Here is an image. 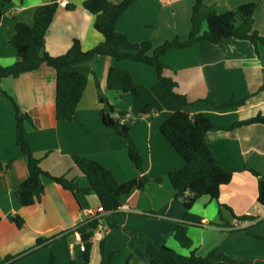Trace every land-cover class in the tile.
<instances>
[{"label": "crops", "instance_id": "obj_1", "mask_svg": "<svg viewBox=\"0 0 264 264\" xmlns=\"http://www.w3.org/2000/svg\"><path fill=\"white\" fill-rule=\"evenodd\" d=\"M61 1L66 6H60ZM83 1L11 0L1 4L0 65H11L16 59L9 43L15 24L31 25L34 10L44 4L58 5L45 35V50L50 56L64 54L73 40L80 42L83 51L102 42ZM195 1L137 0L118 19L116 31L132 43L148 41L153 47L174 39L183 41L190 32ZM248 2L258 3L253 28L264 35V0H204L218 13ZM69 5L73 9H67ZM162 61L171 68L165 75L176 82L177 92L191 106L182 108L168 96L153 67L108 56H97L92 61V75L70 122L56 119V73L52 68L42 65L17 78L2 80L0 162L11 164L0 172V264H48L51 258L53 264H83L80 235L75 228L101 206L96 195L68 191L48 178L43 179L44 192L39 200L30 206L21 204L17 190L29 177L28 159L16 146L14 108L5 93L30 116L32 124H25L26 139L41 168L51 176H64L75 180L80 188L88 187L86 177L72 161V156H84L105 167L118 183L142 175L149 179L142 191L134 190L121 199L117 212L99 214L102 234L100 240L93 241L89 264H100L101 240L106 254L116 253L113 264L150 261L140 236L157 248L167 246L183 255L190 253L173 238L175 224L185 212L181 200L188 192L177 195L167 177L182 168L184 162L160 132V126L179 110L202 113L211 122L214 129L207 133V142L220 167L242 169L221 189L219 201L202 196L191 207L190 212L202 223V227L188 229L191 249L201 257L216 251L232 258L233 264H264V207L257 201V178L243 169H254L264 176V125L234 126L264 116V45L256 51L249 41L234 38L216 45L201 42L185 49H170ZM112 67L127 71L143 87V93L133 97L108 90L107 74ZM99 92L115 114L123 112L135 119L130 121L129 135L143 159V173L130 161L124 140L103 125ZM204 99L215 105L243 103L218 111L200 102ZM146 105L151 106L152 113L139 117ZM159 178L162 182H155ZM145 212L160 216H146ZM14 215L23 219L22 228L15 226Z\"/></svg>", "mask_w": 264, "mask_h": 264}, {"label": "trees", "instance_id": "obj_2", "mask_svg": "<svg viewBox=\"0 0 264 264\" xmlns=\"http://www.w3.org/2000/svg\"><path fill=\"white\" fill-rule=\"evenodd\" d=\"M135 1L137 0H123L120 3H113L110 0H84L83 7L93 16L94 29L101 34L103 40L88 51H83L80 42L73 40L69 49L56 57L50 56L46 52L45 35L58 5L49 3L38 6L33 12L31 25L18 22L14 26L9 43L15 50L16 59L11 65H0V84L5 78H17L24 73L37 70L42 65L52 68L56 73V119L60 122H70L89 76L92 75L90 67L92 61L97 56H108L115 60L127 59L153 67L159 83L168 96L182 108H186L192 104L187 101L184 95L177 92L176 82L165 75V71L171 69L162 61L168 50L185 49L201 42L216 45L229 38L249 41L256 51L259 45H264V35H260L253 28V16L258 7L257 3H244L235 9L218 13L213 7L206 6L204 0H196L192 7L191 28L185 40L166 41L158 47H153L148 41L132 43L125 35L117 32L115 26L121 15ZM10 2L11 0H0V22L3 17L1 4ZM73 7V5H69L67 9L71 10ZM204 25H206V29H204ZM107 89L129 94L133 97L140 96L144 90L142 86L133 81L127 71L113 67L109 69L107 74ZM5 95L14 108L16 146L28 159L29 177L17 190L23 206H30L40 199L44 192L43 179L45 178L52 180L68 191L96 195L105 213L117 212L123 197L128 196L134 190L142 191L144 189L145 184L149 181L145 175L128 182L118 183L105 167L84 156H72V161L86 177L88 187L80 188L75 180L64 176H51L41 168L40 160L33 156L31 146L26 139L25 124H32L30 116L22 112L10 96L6 93ZM99 102L103 105L101 112L103 125L124 140L130 161L139 172L143 173V159L137 145L129 135L131 122L120 124L118 120L112 118L115 114L114 109L100 92ZM200 102L218 111H225L243 103V101H231L226 104L215 105L206 99ZM151 113V106L146 105L139 111L138 115L140 117ZM117 114L125 115L123 112ZM251 124L264 125V116L258 115L237 122L234 126L240 127ZM212 129H214L213 125L202 113L189 114L185 110L174 112L160 126L161 134L184 162L182 168L170 172L167 177L172 187L178 192L177 195L188 192V196L181 200L185 212L181 220L175 224L173 238L182 248L190 250V253L183 255L167 246L157 248L148 238L140 236L141 241L146 244V251L150 257L147 264H233L234 262L229 256L216 251L204 257L196 255L195 249H191L193 244L187 234L189 227H202L200 218L190 212L195 201L202 196H208L219 201L221 189L235 179L234 174L236 172L242 170L224 169L217 164L207 142V133ZM10 164L11 161L5 164L0 162V172L8 169ZM243 169L257 178V201L260 206L264 207V176L254 169ZM155 182L161 183L162 179H156ZM219 206L220 208H227L222 204ZM144 215L160 216L156 212H145ZM13 222L19 229L24 225L23 219L18 215L13 216ZM99 226L100 218H91L75 228V231L80 235L81 243L84 244V251H81L83 264H89L93 247L92 236ZM99 251L100 264H113L116 253H105L104 240L99 242ZM7 264H14V262L11 261ZM48 264H53V258ZM70 264H74L73 261Z\"/></svg>", "mask_w": 264, "mask_h": 264}, {"label": "built area", "instance_id": "obj_3", "mask_svg": "<svg viewBox=\"0 0 264 264\" xmlns=\"http://www.w3.org/2000/svg\"><path fill=\"white\" fill-rule=\"evenodd\" d=\"M60 6L64 7L66 6V2L65 1H61L59 3ZM112 118L116 119L119 121L120 124H126L128 121H134L135 119L134 118H131V116L129 114H125L124 116H120L118 114H114L112 116ZM102 213H105L104 209L102 206H99L97 209H96V213L93 214V216L91 217L92 219L94 218H99L100 215L99 214H102ZM90 218V219H91ZM263 219H264V214H263ZM101 234H102V227L99 226L96 231L94 232L93 236H92V241H98L100 240L101 238ZM79 249L80 251H84V244L80 242L79 244Z\"/></svg>", "mask_w": 264, "mask_h": 264}, {"label": "rangeland", "instance_id": "obj_4", "mask_svg": "<svg viewBox=\"0 0 264 264\" xmlns=\"http://www.w3.org/2000/svg\"><path fill=\"white\" fill-rule=\"evenodd\" d=\"M255 3H257V2H255ZM258 4V3H257Z\"/></svg>", "mask_w": 264, "mask_h": 264}]
</instances>
